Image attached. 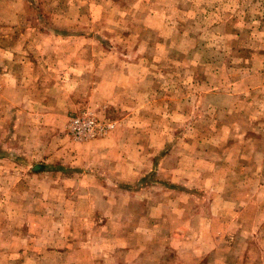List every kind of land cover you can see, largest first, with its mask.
<instances>
[{
  "label": "rangeland",
  "instance_id": "rangeland-1",
  "mask_svg": "<svg viewBox=\"0 0 264 264\" xmlns=\"http://www.w3.org/2000/svg\"><path fill=\"white\" fill-rule=\"evenodd\" d=\"M34 1L0 39V80L23 41L41 80L40 103L0 121V264H264V0ZM41 46L67 51L57 78ZM92 48L112 72L55 88ZM252 112L258 151L242 154ZM82 115L114 128L74 139Z\"/></svg>",
  "mask_w": 264,
  "mask_h": 264
},
{
  "label": "crops",
  "instance_id": "crops-1",
  "mask_svg": "<svg viewBox=\"0 0 264 264\" xmlns=\"http://www.w3.org/2000/svg\"><path fill=\"white\" fill-rule=\"evenodd\" d=\"M35 5H36V1H34V0H31V2L29 0H22L21 2L19 0H0V7L2 9H10L13 13L12 18H8L7 15H5V14L0 15V20H2L4 22V23H2L0 21V26H3L4 24L10 25V26H13L14 24H19V22L22 21V17L19 16L20 11L17 10V8H19V7L23 8L25 6L28 8L29 6L33 7ZM111 13H113V12H111ZM1 28H3V32H2V35L0 33V39L3 40L4 39L3 37L8 38V35L4 31V29H5L4 26ZM20 38H21V41L25 40V38L22 35H20ZM49 38H52V36L50 35ZM24 43L25 42L23 41L21 45L14 47V50H12L11 57H13V59H14V57H16V59H14V64L10 68L12 75H13V76H11V80H9V79L0 80V110H1L0 121H1V119L3 120V109L4 108L7 110L10 109L13 112L16 107L17 108L19 107V109H20V106H24L25 110L31 111V110H33V108H31V104L36 105V103H40L39 99L34 94L35 88H32L33 87L32 85H35L33 83V81L35 79L37 81V85L41 86V84H40L41 80H39V78L36 74L34 77L33 76L32 77L26 76V72L29 70H32V69H30V66H32V65H31L29 58L27 57V54L29 55L30 51H27V48L23 47ZM37 52L41 55H44V56L53 57V60L51 59V61H49L50 65H48V66L46 65L44 67L47 70H51V72H56L57 73L56 78H57L58 73L61 72V66L59 64H57V62H55V58L60 57L59 55H63V56L67 55V51H65L63 49H57V48L51 47V46L49 48L47 46H41ZM90 54L92 56L96 57L95 62H92V63L85 62L84 64L78 62L73 69V71L75 72L74 75H71V73L68 74L67 77H63L62 81L57 82L58 85L54 86V84H53V86L57 89H58L57 86H60L63 88H66L68 86L69 87L74 86L75 81L77 80L76 74H79V81H82V79L88 78L92 74V71L95 70V66L97 68V71H99L100 67H101V68H106L107 70L112 72L111 67L104 63L107 61V59L101 61L98 58L99 55L104 54V55H107L108 57H111L113 59L114 53L112 50L104 51V53H102V51H99L98 49L92 48L90 50ZM19 57H23L22 59L24 62H21V59ZM67 63H68V61H67ZM68 65H69V63H68ZM21 72L25 73V74L24 75L22 74L20 77L19 73H21ZM68 72H71V69H70V71L68 70ZM93 74H96V73H93ZM114 76H116V77H114ZM119 76L120 75H114L112 73L110 75L106 74L105 78H103L102 81L96 83V86L98 88H103V87L105 88V81H109L110 83H113V84L109 85L111 87L118 86L116 82L118 81ZM52 77H53L52 80L54 81L55 80L54 75ZM127 79H130V77L128 76L127 78H125L124 81ZM8 81H9V85H8ZM139 81H141V80H139ZM138 82L130 83L127 86H132V85L136 86ZM51 83H53V82L51 81ZM94 84H95V82H93V87L95 86ZM21 87H30V88H32V90H27V93H26V91ZM54 87H53V90H54ZM7 90H10V91H7ZM5 91H6V94H5ZM9 92H10V94H7ZM31 93H32V95H30ZM47 104L53 105L52 108H50L51 113H54L53 110L58 111L57 106H59V101H55L53 98H50L49 102H47ZM54 105H55V107H54ZM220 109H224V108H220ZM226 110H228V109H226ZM20 113L21 112H18V115H17V120L15 123L16 129H19L21 127V124L19 122ZM227 114L228 113L225 111H222L220 113V117L222 118L223 122L227 120ZM39 115H41V114H39ZM13 116L14 115L12 114V117ZM242 116L243 117L248 116L247 120H251L252 123H251V126H249V125H247V123H245V125H243V129L241 131L242 135L237 134V137L241 138V140L239 141V143L237 145H235V149L236 150L238 149L237 151L242 153V154L244 152L248 153V151H249V153H254V152L258 151V149L256 148V147H258L257 146V143H258L257 134H260V129L262 128L260 122L259 123L254 122V120L258 118L260 121L261 115L260 114L258 115L257 113L252 112L251 115H247V114L243 113ZM222 126H225V124L222 123ZM248 128H250L251 134H247L246 130ZM212 132L214 133L215 129H213ZM229 132L231 133V129H229L227 127H223L218 132V135L219 136L220 135L226 136L227 134H229ZM237 133H239V132H237ZM221 142H223V141H221ZM17 151H19L18 148H17ZM12 152H14V150H12ZM235 162H237V158L235 159ZM249 165L251 166V168H256L258 166V164H254V161L252 163H250ZM236 166L238 167L237 164H236ZM245 166H246V163L242 164V168H244ZM251 180H253V177L251 178ZM123 198H126V194L123 195Z\"/></svg>",
  "mask_w": 264,
  "mask_h": 264
},
{
  "label": "built area",
  "instance_id": "built-area-1",
  "mask_svg": "<svg viewBox=\"0 0 264 264\" xmlns=\"http://www.w3.org/2000/svg\"><path fill=\"white\" fill-rule=\"evenodd\" d=\"M114 124L96 119L91 115L76 116L70 119L68 124L69 134L77 140H92L105 137Z\"/></svg>",
  "mask_w": 264,
  "mask_h": 264
}]
</instances>
